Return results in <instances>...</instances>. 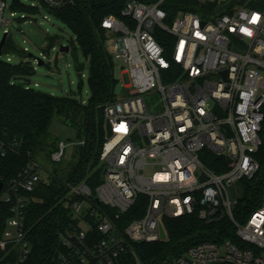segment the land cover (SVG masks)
Instances as JSON below:
<instances>
[{
    "label": "built area",
    "instance_id": "built-area-1",
    "mask_svg": "<svg viewBox=\"0 0 264 264\" xmlns=\"http://www.w3.org/2000/svg\"><path fill=\"white\" fill-rule=\"evenodd\" d=\"M78 1L0 0L2 52L13 39V22L32 24L44 12ZM147 1L128 0L121 17L102 22L107 42L113 39L107 50L121 69L123 91L104 105L112 135L106 133L100 154L101 184L95 193L86 182L68 185L63 202L72 223L61 235L66 253L57 264H121L131 243L167 240L164 221L191 215L229 220L239 243L202 242L164 264H264V196L261 207L240 222L233 193L260 170L257 156L264 146V0H194L196 12L172 16L163 7L172 0ZM15 5L38 12H20ZM21 52L33 59L21 62L34 72L35 64L49 61L46 52L30 57L27 46ZM21 82L33 88L30 80ZM152 95L158 103H148ZM9 150L0 139V165ZM63 154L64 145L52 153L53 162ZM219 158L227 169L218 173L210 164L223 169ZM45 173L40 160L30 158L10 180L0 179V214H8L0 264H24L30 255L27 195ZM138 205L140 217L123 224Z\"/></svg>",
    "mask_w": 264,
    "mask_h": 264
},
{
    "label": "trees",
    "instance_id": "trees-1",
    "mask_svg": "<svg viewBox=\"0 0 264 264\" xmlns=\"http://www.w3.org/2000/svg\"><path fill=\"white\" fill-rule=\"evenodd\" d=\"M128 0H79L74 6L50 13L63 22L73 33L80 50L90 65L91 97L88 103L73 97H56L26 89L21 82L34 74L29 62L19 64L0 60V139L10 150L0 165V179L7 182L22 170L30 158L38 159V152L46 151L49 131L57 116L78 129L79 159L66 175L43 174L40 183L27 196L28 205L26 231L30 242V255L24 264H57L59 254L66 253L61 246V235L70 228L72 218L64 205L69 186L82 182L93 193L103 180L104 169L100 154L106 136L104 105L116 97L119 80L115 76V63L107 50L108 36L102 27L103 20L111 15L121 17V11ZM149 2L147 0H144ZM194 0H172L163 7L172 16L178 11H193ZM20 12L36 13L35 9L15 5ZM16 53L13 39L8 38L4 52ZM260 170L252 179H243L238 189L241 192L235 206V216L243 222L261 207L264 196V146L257 156ZM220 159V158H219ZM223 169L210 164L215 172ZM216 160V159H215ZM239 192V191H238ZM136 206L123 219V224L142 214ZM8 214H0V236L4 231ZM167 240L153 243H131L123 254L121 264H135L130 251L135 252L142 264H164L184 255L189 248L202 242L222 243L232 240L239 243L236 228L227 219L206 222L197 215L165 220Z\"/></svg>",
    "mask_w": 264,
    "mask_h": 264
},
{
    "label": "rangeland",
    "instance_id": "rangeland-1",
    "mask_svg": "<svg viewBox=\"0 0 264 264\" xmlns=\"http://www.w3.org/2000/svg\"><path fill=\"white\" fill-rule=\"evenodd\" d=\"M47 15L49 21L44 20ZM20 24L13 22L11 27L14 39L16 53L4 52L1 55L2 60L11 58L13 64H19L21 61H31L24 57L21 50L27 46L31 54L40 57L41 53L46 52L48 59L45 65L35 64L36 71L29 78L31 85L37 91L51 94L56 97H73L81 102L88 103L91 97L90 87V65L84 53L80 50L76 38L71 30L59 19L54 17L49 11L44 12L32 24ZM3 37V30L0 31ZM27 39L25 45L23 40ZM111 42L113 39L110 40ZM107 42L106 46H109ZM60 45H72L69 53L60 52ZM53 47L57 49L53 50ZM121 65V63H118ZM115 76L119 80L116 92L121 94L123 91L122 83L124 77L121 74L120 67L115 68ZM35 84H38L35 87ZM150 104L158 103L159 98L155 95L147 97ZM78 129L67 122L64 117L57 116L50 128L48 147L46 151L38 152L35 156L40 160L44 171H49L52 175L63 176L68 173L73 165L79 159L80 139ZM64 145V154L61 162H53L52 153L61 151ZM235 197H240L241 192L233 191Z\"/></svg>",
    "mask_w": 264,
    "mask_h": 264
},
{
    "label": "water",
    "instance_id": "water-1",
    "mask_svg": "<svg viewBox=\"0 0 264 264\" xmlns=\"http://www.w3.org/2000/svg\"><path fill=\"white\" fill-rule=\"evenodd\" d=\"M5 42H6V35H4V37L2 38V40L0 42V56L2 55V48L5 44ZM61 52L64 54L69 53V46H61ZM30 57H33V55L31 54ZM40 65H42V63ZM69 123L71 124V121H69ZM106 133H107L108 137H111L112 133H111L109 122L106 123ZM229 162H231V161H229ZM2 187H3V183L0 182V190L2 189ZM96 201L99 202L98 199ZM161 238L166 239V233H165L163 227L161 228Z\"/></svg>",
    "mask_w": 264,
    "mask_h": 264
}]
</instances>
